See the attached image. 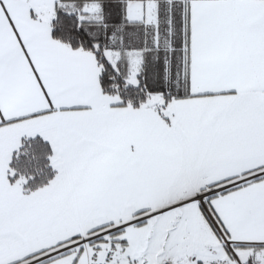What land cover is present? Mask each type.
Returning a JSON list of instances; mask_svg holds the SVG:
<instances>
[{"label": "snow or ice", "instance_id": "obj_1", "mask_svg": "<svg viewBox=\"0 0 264 264\" xmlns=\"http://www.w3.org/2000/svg\"><path fill=\"white\" fill-rule=\"evenodd\" d=\"M0 264H264V0H0Z\"/></svg>", "mask_w": 264, "mask_h": 264}]
</instances>
